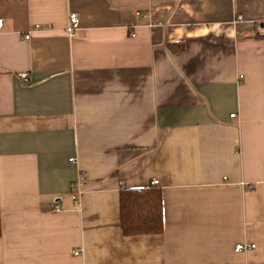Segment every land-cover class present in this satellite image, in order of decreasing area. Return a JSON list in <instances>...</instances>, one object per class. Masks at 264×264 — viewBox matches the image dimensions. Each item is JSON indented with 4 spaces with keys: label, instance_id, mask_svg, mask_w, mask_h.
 Here are the masks:
<instances>
[{
    "label": "crops",
    "instance_id": "1",
    "mask_svg": "<svg viewBox=\"0 0 264 264\" xmlns=\"http://www.w3.org/2000/svg\"><path fill=\"white\" fill-rule=\"evenodd\" d=\"M0 18V264H264V0H0ZM150 186L164 230L127 236L120 193Z\"/></svg>",
    "mask_w": 264,
    "mask_h": 264
},
{
    "label": "trees",
    "instance_id": "2",
    "mask_svg": "<svg viewBox=\"0 0 264 264\" xmlns=\"http://www.w3.org/2000/svg\"><path fill=\"white\" fill-rule=\"evenodd\" d=\"M171 47L177 51L183 43ZM119 202L125 235L159 234L164 230L162 191L158 186L124 189Z\"/></svg>",
    "mask_w": 264,
    "mask_h": 264
},
{
    "label": "built area",
    "instance_id": "3",
    "mask_svg": "<svg viewBox=\"0 0 264 264\" xmlns=\"http://www.w3.org/2000/svg\"><path fill=\"white\" fill-rule=\"evenodd\" d=\"M237 20H243V16L239 15L237 17ZM82 23L81 17L79 16L78 12H70L69 13V26H68V32L70 33L71 36H75L78 32V29L80 28ZM4 24V20H2L0 18V29H2ZM256 27H255V35H259V36H264V22H256L255 23ZM36 28H39V25H37ZM26 38H31V33L27 32L25 35ZM236 114H232L233 117H235ZM71 161H75L74 158L70 159ZM158 180L155 179V181H153V184H157ZM83 184H80L79 186L81 187ZM57 203V201H56ZM57 208L58 205H57ZM256 245L252 244V243H248V242H244V243H239L235 246V251L236 252H244V250H249V249H253L255 248ZM76 254H80V251H75Z\"/></svg>",
    "mask_w": 264,
    "mask_h": 264
}]
</instances>
